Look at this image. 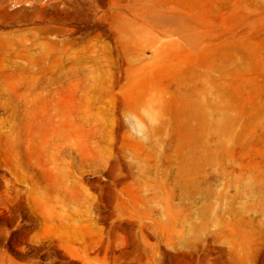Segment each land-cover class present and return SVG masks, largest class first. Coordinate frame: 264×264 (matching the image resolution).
<instances>
[{
    "label": "rangeland",
    "instance_id": "rangeland-1",
    "mask_svg": "<svg viewBox=\"0 0 264 264\" xmlns=\"http://www.w3.org/2000/svg\"><path fill=\"white\" fill-rule=\"evenodd\" d=\"M0 264H264V0H0Z\"/></svg>",
    "mask_w": 264,
    "mask_h": 264
},
{
    "label": "bare ground",
    "instance_id": "bare-ground-1",
    "mask_svg": "<svg viewBox=\"0 0 264 264\" xmlns=\"http://www.w3.org/2000/svg\"><path fill=\"white\" fill-rule=\"evenodd\" d=\"M15 1H16V0H15ZM43 2H44V1H43ZM26 3H27V2H26ZM33 3H34V2H33ZM27 4H28V3H27ZM34 4H35V3H34ZM41 4H42V3H41ZM41 4H40V5H41ZM43 4H44V3H43ZM30 5H31V3H30Z\"/></svg>",
    "mask_w": 264,
    "mask_h": 264
}]
</instances>
